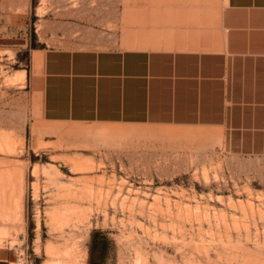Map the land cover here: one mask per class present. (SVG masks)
I'll use <instances>...</instances> for the list:
<instances>
[{
    "label": "rangeland",
    "instance_id": "374dc122",
    "mask_svg": "<svg viewBox=\"0 0 264 264\" xmlns=\"http://www.w3.org/2000/svg\"><path fill=\"white\" fill-rule=\"evenodd\" d=\"M102 2L0 0L23 21L0 29V264H264V156L204 126L41 120L29 75L105 47Z\"/></svg>",
    "mask_w": 264,
    "mask_h": 264
},
{
    "label": "crops",
    "instance_id": "0c3cea01",
    "mask_svg": "<svg viewBox=\"0 0 264 264\" xmlns=\"http://www.w3.org/2000/svg\"><path fill=\"white\" fill-rule=\"evenodd\" d=\"M102 1L115 24L89 43L106 46L49 47L29 75L43 122L204 126L264 156V0Z\"/></svg>",
    "mask_w": 264,
    "mask_h": 264
},
{
    "label": "bare ground",
    "instance_id": "6f19581e",
    "mask_svg": "<svg viewBox=\"0 0 264 264\" xmlns=\"http://www.w3.org/2000/svg\"><path fill=\"white\" fill-rule=\"evenodd\" d=\"M18 77V76H17ZM25 76H19L18 79H24Z\"/></svg>",
    "mask_w": 264,
    "mask_h": 264
}]
</instances>
